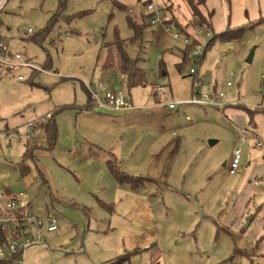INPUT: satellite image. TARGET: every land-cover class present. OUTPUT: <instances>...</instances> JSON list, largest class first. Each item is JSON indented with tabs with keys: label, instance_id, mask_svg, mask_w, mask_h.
Masks as SVG:
<instances>
[{
	"label": "rangeland",
	"instance_id": "1",
	"mask_svg": "<svg viewBox=\"0 0 264 264\" xmlns=\"http://www.w3.org/2000/svg\"><path fill=\"white\" fill-rule=\"evenodd\" d=\"M112 2L7 0L0 12L1 41L59 74L0 64V191L6 185L11 194L27 192L32 212L47 207L57 219L56 230L44 231L45 241L28 246L17 264H105L122 256L123 264H264V0L197 5V22L211 26L192 67L203 90L224 93L223 105L175 110L168 105L189 99L193 83L188 65L180 66L185 46L171 36L173 24L194 32L187 0H152L168 11L171 32L152 25L135 43L127 22L139 20L142 2L117 0L121 10ZM59 11L49 37L32 40ZM115 32L144 74L136 88L100 68L102 45ZM101 80L128 92L134 109L83 113L82 86ZM156 84L164 89L159 102ZM48 111L55 144L38 137L29 146L39 147L24 158L26 145L6 132ZM236 149L240 165L230 175ZM110 161L125 176L144 179L140 187L117 183Z\"/></svg>",
	"mask_w": 264,
	"mask_h": 264
},
{
	"label": "built area",
	"instance_id": "2",
	"mask_svg": "<svg viewBox=\"0 0 264 264\" xmlns=\"http://www.w3.org/2000/svg\"><path fill=\"white\" fill-rule=\"evenodd\" d=\"M6 1L7 0H0V10L5 5ZM128 12L132 13L131 10ZM140 12H142L141 14L151 15L149 20L150 26L156 24L164 25V11L152 1L151 3H144ZM30 32L31 31L28 29V33ZM165 32L167 34L171 32L170 26L165 25ZM204 33L209 35V31L206 32L204 27L201 25H195L194 33L192 34V38H194L195 41L194 43L191 37L184 34L182 35L178 31L171 34L172 38L174 40H180L183 46L189 47L193 45L192 50L186 56L188 59V74L193 77V83L191 85L192 89L190 98L184 102H170L168 105L169 110H175L177 106L185 104L216 107L223 105L221 101L224 97V93L219 92L215 94V91L211 92L210 89L203 90L201 87V77L198 76L197 70L192 67L193 63L200 64L198 48L201 45V41H199V39H201ZM8 55H11V57H8ZM0 64L7 68L20 67L41 72L49 76H54L53 73L46 70L44 71L32 62L23 60L21 54H12L9 51V48L2 41H0ZM18 78L22 79L20 76ZM106 83L107 82L103 80L96 83L92 81L84 86L85 90L89 94L91 105L94 110L103 112H120L134 109L133 105L130 103L131 97L128 92L120 90L119 88L104 89L106 87ZM226 86L229 87L231 84L226 83ZM154 89L155 101L159 102L164 89L162 86L157 84ZM99 90H104L103 95L100 94ZM51 118L52 114L49 112L36 117L31 121L24 123L20 127L8 130L6 132V137L8 140L15 141L17 143H32L36 140V138L42 135L44 127ZM255 146L260 148V143H257ZM240 160L241 151L240 149H236L234 150L229 162L228 170L230 175H234L235 171L239 168ZM28 204L25 192H18V194L12 195L7 193L5 190L0 191V229L2 231L10 232L16 228L24 227V230L21 229L23 234L19 236V238L12 237L10 236V233H7L9 234V239L7 245L3 249H0V258H4L6 253L12 254L20 251L23 253L28 246L37 242H44V237L42 235L44 231L50 232L56 230L57 219L55 216L50 213L45 217L33 214L27 210ZM17 263H20V261L15 264Z\"/></svg>",
	"mask_w": 264,
	"mask_h": 264
},
{
	"label": "trees",
	"instance_id": "3",
	"mask_svg": "<svg viewBox=\"0 0 264 264\" xmlns=\"http://www.w3.org/2000/svg\"><path fill=\"white\" fill-rule=\"evenodd\" d=\"M112 4L113 7L116 10H121L123 8V5L119 4L117 2V0H112ZM152 0H141V2L144 3H151ZM203 0H198L197 3L194 2V0H187V3L189 4L191 10L193 11V16L196 18V23L197 26L201 25L202 27H204V30L207 32L209 31V28L211 25H209V22L206 23L203 20L200 22H197L198 18H202V14L199 10H197V5L199 3H202ZM63 1H61V6L63 5ZM6 4V3H5ZM5 6V5H4ZM3 6V7H4ZM3 7L1 8L0 12L3 10ZM61 14L60 11L59 12H55L54 14H52L51 18L48 21V24L46 25V27L39 31V33H37L35 36H32L31 39L34 41H38L36 39H39L40 41H43L44 38H48L49 34H51V29L53 28L54 24L58 23L60 20ZM151 18V15H146V14H141V17L136 20L134 19H130L128 18V22L127 25L128 27L132 30L133 32V36L130 39L131 43H135L137 42V40L141 39L142 37V33L145 30V28L149 27V20ZM264 21V18H260L258 24ZM170 23H172V19H167L166 21H164V25H167ZM173 24V23H172ZM205 25V26H204ZM173 26H175V28L177 30H179V32L183 35H186L188 37L192 38V35L187 34L186 28L184 27H179L176 26V24ZM240 31V30H239ZM240 33V32H239ZM239 33H237V35H229L226 36L225 34L220 35L219 37L221 39H225V40H230V39H234L236 38ZM34 35V34H33ZM1 41V39H0ZM193 43L194 38H192ZM212 41L206 46V48H208L211 45ZM193 45L189 46V47H185L183 52L181 53V57H182V62L180 64V66L182 67L184 64H186V66L188 65V59H187V54L192 50ZM102 50L105 52L106 54V60L104 61V63L102 64V62L100 61V68L107 72L110 71L112 73H116L120 76V82L121 84H125L126 89L128 88H136L139 85L142 84L143 80V76L144 74H142V70L140 69V67L138 66V60H133L130 59L128 57V55L125 52V43L124 40H120L118 38L117 33L115 32L114 34V38L112 41L103 43L102 45ZM11 57V55H8V57ZM98 58H97V62H98ZM200 62V59H199ZM46 66H50L49 64H45V67H43L42 69L45 71H48V69L46 68ZM7 70L11 69V68H7ZM37 71H33L31 70L30 73L35 74ZM83 91H85L86 95H87V102L88 104H86L85 106H83L82 109H80L81 111H90L93 110V106L91 105V101H90V97L88 92L85 90V88L82 86ZM154 100H155V94H153ZM53 118V116H52ZM52 118L47 122V125L44 127L43 133L42 135L38 138V139H42V141H45V139L47 140V143L49 145V147L52 148V146L55 144L56 141V124L53 123ZM43 137V138H41ZM38 139H36L35 141H38ZM29 144H26V149L24 151V158H28V157H32V152L36 147L35 145L29 146ZM108 168L113 176V178L115 179V181L121 185L126 184V183H130L132 186V188H138L140 187L142 180L144 179H137L134 177H130L128 175L125 176V174H123L120 169L117 167V165L115 163H113L112 161H110L108 163ZM25 170V169H24ZM23 174H26V170L23 171ZM24 227L21 228H16L10 232H6V231H2L0 229V249H3L8 242V237L10 233V236L15 237V238H19V236H21L23 233ZM22 257V252H16V253H6L4 258H0V264H15L16 262L20 261ZM127 259L125 257H118L116 259H113V261H111L110 263H105V264H123L124 262H126Z\"/></svg>",
	"mask_w": 264,
	"mask_h": 264
},
{
	"label": "crops",
	"instance_id": "4",
	"mask_svg": "<svg viewBox=\"0 0 264 264\" xmlns=\"http://www.w3.org/2000/svg\"><path fill=\"white\" fill-rule=\"evenodd\" d=\"M141 0H138V2H140ZM119 3V2H118ZM119 4H121V5H123L121 2L119 3ZM129 11V10H128ZM166 12V13H165ZM167 12L168 11H165V9H164V14H167ZM169 13H170V11H169ZM167 19H169L168 17L166 18L165 17V21L167 20ZM194 24V23H193ZM194 25H197V23L195 22V24ZM167 26H170L169 24H167ZM184 28H186L185 26H183ZM193 29H195V28H193ZM176 31H178L179 32V30H177L176 29ZM186 31H187V34H190V35H192L194 32H190L189 31V29H186ZM4 43V42H3ZM5 44V43H4ZM6 46H7V44H5ZM9 51H11L10 49H9ZM11 53L13 54V52L11 51ZM14 53H18V52H14ZM20 54V53H19ZM23 60H25V61H28L29 62V60H27L26 58H24ZM49 64V63H48ZM31 71V70H30ZM54 74H57V75H59L58 74V72H54ZM163 87V86H162ZM114 89V88H118V87H114L109 81H107V83H106V87L104 88V89ZM103 95V94H102ZM92 111H96V110H92ZM49 112V111H48ZM97 112V111H96ZM118 112V111H117ZM47 113V112H46ZM45 113V114H46ZM83 113H85V114H88L89 113V111H84ZM82 113V114H83ZM101 114V113H100ZM42 115H44V114H42ZM39 116H41V115H39ZM39 116H37V117H39ZM36 118V117H35ZM33 119V118H32ZM31 121V120H30ZM22 124V123H21ZM7 131V130H6ZM25 145L27 144V143H24ZM3 190H5L7 193H10L11 194V192H10V190H9V187L8 186H6V185H4L3 186ZM26 193V198H27V192H25ZM17 194V193H16ZM15 193H13L12 195H16ZM28 208H27V210L28 211H30L31 213H33V214H36V215H38V216H43V217H45L47 214H49L50 212H48V208L46 207L45 209H42V208H39V212L38 213H35V212H32L33 210H32V205H31V202H29L28 201ZM45 233V232H44ZM45 241V240H44ZM23 254V253H22Z\"/></svg>",
	"mask_w": 264,
	"mask_h": 264
},
{
	"label": "water",
	"instance_id": "5",
	"mask_svg": "<svg viewBox=\"0 0 264 264\" xmlns=\"http://www.w3.org/2000/svg\"><path fill=\"white\" fill-rule=\"evenodd\" d=\"M72 19H73V18H72ZM252 52H253V51H250V53L248 54L249 56L247 57V62H250V61H251V59H252V57H253ZM214 143H215V142H213V141H209V144H210V145H213ZM225 166H226V164L223 163V167H225ZM82 188H83L84 190H88V189L85 187L84 184L82 185Z\"/></svg>",
	"mask_w": 264,
	"mask_h": 264
}]
</instances>
